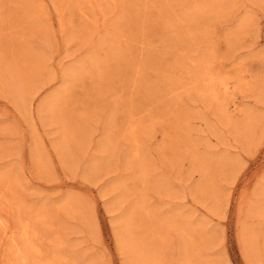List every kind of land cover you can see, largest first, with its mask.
Listing matches in <instances>:
<instances>
[{
	"label": "rangeland",
	"instance_id": "rangeland-1",
	"mask_svg": "<svg viewBox=\"0 0 264 264\" xmlns=\"http://www.w3.org/2000/svg\"><path fill=\"white\" fill-rule=\"evenodd\" d=\"M208 70L230 95L201 93ZM2 172L50 206L68 264H251L264 0H0ZM67 202L83 214L54 213Z\"/></svg>",
	"mask_w": 264,
	"mask_h": 264
},
{
	"label": "bare ground",
	"instance_id": "bare-ground-1",
	"mask_svg": "<svg viewBox=\"0 0 264 264\" xmlns=\"http://www.w3.org/2000/svg\"><path fill=\"white\" fill-rule=\"evenodd\" d=\"M246 23H244V25ZM221 75L222 74H220L218 71H214V70L206 71L201 78L202 80L201 81L202 86L200 88L201 93L205 96L217 100H222V94L230 95L231 92L233 91L232 85L230 81L221 79ZM236 76H238V73L233 75V77ZM222 88L223 90H221ZM232 102L235 105L237 104L235 98L232 99ZM230 109L231 108L228 105L223 104V112L227 113L230 111ZM135 132H136V127L133 128V133ZM42 166L40 165V167ZM19 178H20L19 174L17 173H13V174H10L9 172L0 173V264H68L70 262V257L66 253V249H65L66 248L65 247L66 241L64 237L65 233L64 231H62V229L56 227V223L54 219L53 220L50 219V217L52 216L50 215L51 213L50 206L46 205L47 203L41 204L39 206H33L30 203L28 204L26 202V199H21L20 197H17L16 195L17 190L15 189H17L18 186L20 185ZM54 209H55L54 213H60L61 211H64L71 213V215L72 214L77 215L79 213H82L83 211V208L80 209L79 206L74 204L72 205L71 202H67L66 204L56 206ZM253 209L254 210L252 211V213L251 212L249 213L250 215L253 214L259 215L264 218V207H262L261 210H259L258 208H253ZM162 220H164V218ZM181 224L182 223H180L179 225ZM257 228L259 229L256 230ZM43 229L48 230L47 234L50 233V235L49 236L45 235L46 233L44 234V232H42ZM179 229L181 230V232L184 233L186 232V228H179ZM240 234H241L242 246L244 248V252L246 253L247 258L250 260L251 264H257L258 253L264 251V222L256 225V227L254 226L252 227L250 224H244V228L241 229ZM128 241H130V239ZM45 243H48V246L52 248L51 249L49 247H48L49 249L46 248L45 246L47 245ZM258 243L260 244L259 246H257ZM149 253H150L149 249H145L144 251L140 250V252H138L140 256L143 255L146 256L145 257L146 259L150 258ZM154 261H156L157 264H159L160 262V260L157 259H154ZM75 263L77 264V262Z\"/></svg>",
	"mask_w": 264,
	"mask_h": 264
}]
</instances>
